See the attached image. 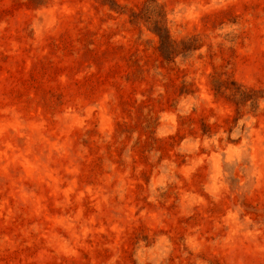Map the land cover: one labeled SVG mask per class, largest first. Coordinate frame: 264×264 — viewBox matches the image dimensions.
<instances>
[{"label":"rangeland","instance_id":"obj_1","mask_svg":"<svg viewBox=\"0 0 264 264\" xmlns=\"http://www.w3.org/2000/svg\"><path fill=\"white\" fill-rule=\"evenodd\" d=\"M0 264H264V0H0Z\"/></svg>","mask_w":264,"mask_h":264}]
</instances>
